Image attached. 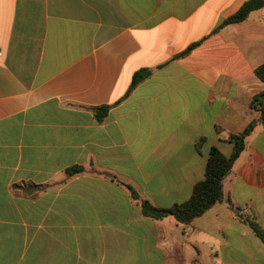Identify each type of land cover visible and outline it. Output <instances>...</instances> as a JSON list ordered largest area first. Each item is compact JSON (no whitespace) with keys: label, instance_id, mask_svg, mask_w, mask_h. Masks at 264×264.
<instances>
[{"label":"crops","instance_id":"0c3cea01","mask_svg":"<svg viewBox=\"0 0 264 264\" xmlns=\"http://www.w3.org/2000/svg\"><path fill=\"white\" fill-rule=\"evenodd\" d=\"M249 1L0 0V264H264L229 206L264 231L262 123L226 202L189 225L145 217L125 186L187 202L212 148L231 156L260 120L264 6L225 26Z\"/></svg>","mask_w":264,"mask_h":264},{"label":"trees","instance_id":"16d2710c","mask_svg":"<svg viewBox=\"0 0 264 264\" xmlns=\"http://www.w3.org/2000/svg\"><path fill=\"white\" fill-rule=\"evenodd\" d=\"M264 6V0H251L226 22V25L237 24L247 20L249 15ZM255 74L259 80L264 83V64L259 66ZM150 76L149 71H140L133 77L131 89L146 80ZM251 108L260 113V120L250 123L241 133L230 135V142L234 144L233 153L227 157L217 148H212L206 166L205 178L198 183L191 198L184 203L175 204L170 208H158L147 200H143L139 194L130 186L125 185L131 195V198L140 203L143 215L147 218L160 221L167 217H173L181 225H189L196 218L204 215L212 207L219 203L226 202L223 190L225 179L229 176L236 160L244 152L248 137L255 131L258 122L264 125V91L257 94L251 103ZM111 107L104 106L94 108L93 111L99 122H103L107 117ZM83 167H73L66 171L69 175L81 174ZM230 208L236 216L246 224L251 231L264 243V231L258 224L256 217L247 213L244 209L234 206L229 202Z\"/></svg>","mask_w":264,"mask_h":264}]
</instances>
